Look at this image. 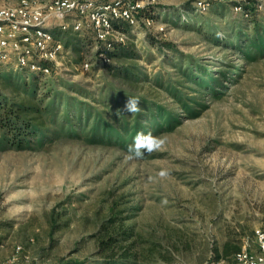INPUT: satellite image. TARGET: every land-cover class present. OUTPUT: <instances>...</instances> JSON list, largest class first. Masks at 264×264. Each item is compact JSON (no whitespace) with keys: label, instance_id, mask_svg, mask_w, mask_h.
<instances>
[{"label":"rangeland","instance_id":"374dc122","mask_svg":"<svg viewBox=\"0 0 264 264\" xmlns=\"http://www.w3.org/2000/svg\"><path fill=\"white\" fill-rule=\"evenodd\" d=\"M198 1L153 7L154 27L142 18L126 34L127 54L111 63L95 36L73 32L68 17L67 30L53 26L65 50L51 62L50 77L1 66V93L25 103L35 102L33 82L35 103L54 87L63 102L69 95L97 103L122 91L161 106L179 124L153 132L165 143L142 158L65 133L26 149L0 148V264H114L123 255L125 264H232L236 247L259 252L264 53L246 56L236 45L252 42L256 22L264 30V0H204V12ZM126 65L138 80L117 75ZM46 118V128L57 129Z\"/></svg>","mask_w":264,"mask_h":264},{"label":"built area","instance_id":"2783aa9c","mask_svg":"<svg viewBox=\"0 0 264 264\" xmlns=\"http://www.w3.org/2000/svg\"><path fill=\"white\" fill-rule=\"evenodd\" d=\"M165 0H0V68L14 65L22 72L36 77H50L51 62L63 54V42L56 38L53 26L59 22L60 29L67 30L66 18H71L73 32L89 31L98 44L104 63L112 58L106 51L116 44L124 43L127 33L116 28L125 24L129 29L139 26L142 19L147 28L154 27L152 8ZM199 11L204 12L209 3L197 2ZM159 27V31H164ZM90 64L82 68L89 70ZM259 252L247 249L234 255L232 264H264V230L257 231ZM23 251L16 247V253ZM28 264H39L29 260ZM211 264H222L216 260Z\"/></svg>","mask_w":264,"mask_h":264},{"label":"trees","instance_id":"16d2710c","mask_svg":"<svg viewBox=\"0 0 264 264\" xmlns=\"http://www.w3.org/2000/svg\"><path fill=\"white\" fill-rule=\"evenodd\" d=\"M255 24L257 25V22ZM256 25L252 42L249 43L245 40L236 45V49L241 54L250 56L253 50L264 53V30ZM116 28L122 30L123 33L129 31L128 26L124 23L116 25ZM165 44L171 45L170 43ZM168 48L170 49V47ZM106 53L114 60L122 54H127V51L124 45L116 44L113 50L106 51ZM131 69L133 68L130 65L121 66L118 68L117 75L138 80L141 76L140 73ZM33 77L37 78L36 76ZM200 78L204 82V77ZM201 79L199 80L201 81ZM194 81L196 82V79ZM23 85L27 88L28 84L24 83ZM35 85L34 82L31 83L29 89L31 98L37 102L39 92ZM206 86L208 85L206 84ZM47 94L50 95H46L47 100L46 98L42 99L43 102L25 103L7 97L0 91V148L2 150L26 149L35 143L42 145L45 137L51 136L50 138L53 140L60 133L84 139L90 144L121 146L128 149V146L133 144L138 132L147 133L151 131L153 134V132L160 130H173L179 124L177 116L165 111L161 106H155L153 103H140L141 112L135 115L123 112L128 97L122 94V91L117 94L112 93L106 98L102 97L98 99L97 103L81 101L69 95L65 97L64 102L59 101L61 93L55 92V87ZM114 96L116 101H112ZM96 105L103 106L105 110L97 109ZM186 109L191 115L194 114L191 107H186ZM118 110H121L119 114H117ZM48 115L51 116V122L56 124L57 129L46 128L42 122V119H47L46 116ZM60 119L61 122L59 123ZM102 242L101 246L104 248L105 243ZM108 248L109 246L105 247L104 250H108ZM229 249L227 243L224 251L229 253ZM235 250L240 251L238 247ZM128 259V255H123L122 259L114 261V264H125Z\"/></svg>","mask_w":264,"mask_h":264},{"label":"clouds","instance_id":"9594fccd","mask_svg":"<svg viewBox=\"0 0 264 264\" xmlns=\"http://www.w3.org/2000/svg\"><path fill=\"white\" fill-rule=\"evenodd\" d=\"M121 110L117 111V114ZM123 112H127L130 115H135L141 112L140 100L136 97H128ZM165 141L157 136H154L150 131L138 132L134 138L133 144L128 146L129 159L142 158L145 153H151L153 151L159 150ZM161 177L167 175V172H161L159 174Z\"/></svg>","mask_w":264,"mask_h":264}]
</instances>
